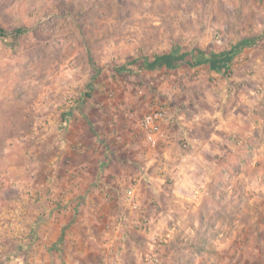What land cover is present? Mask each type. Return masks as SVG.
Returning a JSON list of instances; mask_svg holds the SVG:
<instances>
[{
  "label": "rangeland",
  "instance_id": "374dc122",
  "mask_svg": "<svg viewBox=\"0 0 264 264\" xmlns=\"http://www.w3.org/2000/svg\"><path fill=\"white\" fill-rule=\"evenodd\" d=\"M0 28L7 33L0 38V264H65L78 243L113 249L120 213H135L124 197L131 181L115 182L116 171L132 175L142 165L148 151L137 122L160 104L185 131L170 130L172 148L189 163L194 147L211 142L191 134L228 128L215 118L199 128L208 110H220L233 133L247 131L242 139L216 137L240 148L230 171L211 176L218 185L204 204L208 229L194 241L202 245L198 264H264V89L257 82L264 75L255 72L264 56V0H0ZM244 40L253 44L218 74L207 64L143 66L175 47L220 53ZM211 159L225 160L222 152ZM186 172L196 170L189 164ZM81 173L87 181L93 173V183L83 187ZM105 173H115L110 185L100 183ZM98 197L109 209L103 221ZM100 250L84 261L104 264L112 253Z\"/></svg>",
  "mask_w": 264,
  "mask_h": 264
},
{
  "label": "crops",
  "instance_id": "0c3cea01",
  "mask_svg": "<svg viewBox=\"0 0 264 264\" xmlns=\"http://www.w3.org/2000/svg\"><path fill=\"white\" fill-rule=\"evenodd\" d=\"M245 41L251 42L248 40ZM250 45L252 44L248 43L245 46L248 47ZM240 51L241 50L236 52L233 55V58ZM257 58V64L255 66H261L259 68L257 67L255 72L260 75H264V56L261 58L260 56H257ZM198 67L199 66H197V68ZM262 81L264 80L262 76H260V79L258 78L257 82L258 84L260 83L261 88L264 89V84ZM239 105L242 104L239 103ZM233 108L236 107L233 106ZM200 116V114L197 115L198 119ZM205 116L207 117L202 119L197 124L199 128L204 123H213L216 119L221 122V125L218 127L219 129L223 128L224 125L228 128L223 129L226 133H217L213 130V132L210 130H197V134L194 133L190 135L191 137L198 138L200 139L199 141L203 142L211 140L210 144L207 142L206 146L210 147L208 149L205 147L202 148L201 146L196 148L194 147L192 149H195L194 152L192 151L194 155L193 159L196 162L195 164L189 163L191 161H189L190 157L185 159L183 154L180 153L178 149L172 148L174 136L170 130H176L175 119L173 118L174 121L171 119V121L163 127L167 133L169 141L166 143V145H164V148L161 149L162 151L159 157L153 156L152 153L154 152L144 153L142 156V165L138 163L140 166L138 165L139 167H135L132 175H122L124 170L121 167H119L117 171L115 170L117 175H119L115 178V182H123L128 184L131 181L130 184L135 185L139 194V203L141 206L140 209L135 211V213L132 211H129V214H126V212L123 211V213H120L121 215L123 214V217L120 219L117 228L115 227L112 237L110 236L112 238V243H110V245L113 246V249L111 247L105 249L104 246L99 247V245L91 247L90 244L84 246L82 243H78L73 248L75 254H65V257L67 256L66 258H63L65 264H89L88 262L84 261V259L90 257L92 253L98 249H101L102 252L105 250L106 254L109 252L112 253L109 258L105 257L103 259L105 261L104 264H152L148 258V256L152 253H157L159 255L162 264H192L193 261L198 264L200 262L198 261L199 259L197 258V254L199 253L198 251L202 249V245L198 246L194 239L195 235L208 229L206 228L204 221H202V217L204 216L203 211L206 208L204 204H208L210 202L213 196V187L218 185L215 184V182H217L215 177L211 176L216 171L223 172V174H226L228 171H230L231 165L229 159L232 155L237 153L238 149L240 148L239 147L236 149L235 147L232 148V146L225 148L223 147L222 143L220 144L216 140V137L220 138L219 140H223L225 138H231V136H238V138L241 139L242 137L247 136L246 130L239 131L237 134L233 133V131L230 130V127L233 125L232 122L229 121L228 124L226 123L227 120L223 121L221 117L219 118L220 110L218 109L214 112L208 110L207 115ZM238 116L239 119L235 122V125L239 124L241 126L242 122L244 121L242 120L241 115ZM234 119L236 118H233V121ZM176 132H178V134L181 132V136L185 135V131L182 129H179V131L176 130ZM85 133L86 130H84L82 134L84 135ZM256 135H260V133L258 132ZM172 150H174L173 153ZM218 152H222L225 158L222 164L219 165H217L211 159V157L214 158V155ZM205 153L209 155L207 156V160L204 158ZM168 157L173 158L169 159V163L165 161L168 159ZM96 161H98V159ZM155 161H158V164H161L163 161L165 162H163L160 169L159 167L157 169V167H152V165L155 164ZM189 164L194 170H196L195 173L189 174L186 172L189 169ZM241 169L244 171L245 167L243 166ZM157 172H166L170 176L171 181H168L169 176L166 178L165 175L161 177L156 176ZM83 174L84 173H81V175H79V177L82 176L81 185L85 187V182L87 185L92 184L95 179L94 174L92 173L90 181H87L88 179H86V175ZM114 174L115 173H111L109 175L105 173V175L100 178V183L102 185H110L111 182H114V179H112ZM54 177L55 176H53V178ZM51 178L52 177L49 179ZM98 200L99 201L97 202L99 204L95 206V212L97 216V213L102 214V216H99H101V221H103L106 220L107 216L109 217V209H107L106 205L104 204L103 197H98ZM87 202H90L89 198ZM145 220L149 222L148 232H145L142 229V226L144 225L142 222ZM97 222L101 223L100 220ZM207 232H209V230ZM138 238H141V240ZM156 241L162 242L163 245L159 247L157 244H155ZM202 242L203 241H201V243ZM53 244L54 243L49 245V250H51L50 253L55 256L56 245ZM100 245L102 246V243ZM67 249L68 248H66V251ZM186 251L190 252L189 255L185 253ZM191 253L193 255L195 254L196 258ZM74 255L75 257H73ZM84 256L86 258H84ZM54 262L56 261L54 260Z\"/></svg>",
  "mask_w": 264,
  "mask_h": 264
},
{
  "label": "trees",
  "instance_id": "16d2710c",
  "mask_svg": "<svg viewBox=\"0 0 264 264\" xmlns=\"http://www.w3.org/2000/svg\"><path fill=\"white\" fill-rule=\"evenodd\" d=\"M17 32H21L17 30ZM7 33L0 28V38H4ZM248 43L253 44V41H241L236 46H232L230 50L220 53H204L198 49L181 51L178 47L172 48L169 52L154 55L152 59L145 58L143 66L147 70L167 69L174 70L182 66L195 68L200 65L207 64L211 71L221 73L227 71L229 63L233 55L238 52L243 46ZM118 71L123 72L124 67H118Z\"/></svg>",
  "mask_w": 264,
  "mask_h": 264
},
{
  "label": "built area",
  "instance_id": "2783aa9c",
  "mask_svg": "<svg viewBox=\"0 0 264 264\" xmlns=\"http://www.w3.org/2000/svg\"><path fill=\"white\" fill-rule=\"evenodd\" d=\"M173 119L169 110L164 104L152 106L138 120V128L142 132L143 142L148 152H154L156 149L166 145L168 136L164 130V125ZM126 205L134 211L140 209L139 194L134 184H131L125 193ZM144 230L149 229L148 225L143 227ZM149 261L152 264H160L159 259L154 254L150 256Z\"/></svg>",
  "mask_w": 264,
  "mask_h": 264
}]
</instances>
